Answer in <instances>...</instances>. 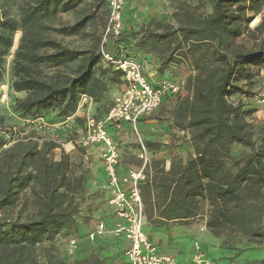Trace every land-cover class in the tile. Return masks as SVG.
<instances>
[{"label": "trees", "instance_id": "trees-1", "mask_svg": "<svg viewBox=\"0 0 264 264\" xmlns=\"http://www.w3.org/2000/svg\"><path fill=\"white\" fill-rule=\"evenodd\" d=\"M8 1L0 0V60L13 46L12 34L21 29L13 89L29 92L18 102L17 113L34 120L54 111L63 123L87 95L102 104L105 117L111 108L110 93L123 85V75L103 62L101 37L95 47L78 51L42 34L44 20L58 9H75L83 0H42L25 9L19 22L10 17ZM172 4L173 22L151 20L132 34L124 29L119 41L128 57L137 59L127 51L134 41L139 50L154 55L161 61L160 72L183 64L192 71L184 86L190 98L180 99L172 123L188 133L194 155L186 162L175 158L169 171L155 164L140 185L145 219L156 227L161 221L206 216L207 230L214 237L241 235L264 253V139H254L242 100H231L251 96L244 86L252 85L264 69V24L250 28L264 10V0H197L196 5L172 0ZM85 21L69 32L56 31L79 33ZM246 36L258 41L253 49L237 43ZM43 50L47 53L41 54ZM73 63H77L73 74H62L58 82L40 78L35 70ZM77 123L85 129L84 119L76 118L73 128ZM7 144L0 137V264H129L124 251L105 253L99 241L84 244L88 230L79 222L81 210L88 204V223L109 204L104 185L88 191L89 168L65 153L56 161L53 151L58 146L51 141L39 144L30 136L5 149ZM237 146L248 152L233 161ZM15 209L18 212L11 215ZM72 238L78 239L79 247L70 260L61 255L57 243ZM259 264H264V255Z\"/></svg>", "mask_w": 264, "mask_h": 264}, {"label": "rangeland", "instance_id": "rangeland-1", "mask_svg": "<svg viewBox=\"0 0 264 264\" xmlns=\"http://www.w3.org/2000/svg\"><path fill=\"white\" fill-rule=\"evenodd\" d=\"M41 1L42 0H9L10 17L19 22L22 12L25 9L36 6ZM190 2L194 5L197 4V0H190ZM207 2L208 0H205V3ZM207 6L206 11L208 12L210 7L209 5ZM173 12L172 0H131L126 8L125 31L127 34L136 33L142 26L150 24L151 20L173 22ZM106 14V0H83L75 9L67 12L58 9L54 15L44 20L46 29L42 30V34L45 37L62 43L70 49L87 51L95 47L99 38L102 36L107 17ZM257 18L259 21L256 24H251L250 28H255L262 22L264 24V15H259ZM82 19L86 20L85 26L79 33L69 35L56 31L65 29L66 32H69L71 26L77 24ZM23 36L24 32L21 29L12 34L13 46L8 54L0 60V71L2 73L0 80V130L4 133V135L0 134V137L3 136L8 141L5 149L11 147L18 139H27L33 136L39 141V144L51 141L58 146L53 151L54 159L59 161L63 153L69 154L76 164L82 163L86 168L98 172L101 168L100 166L103 164V158L99 159V154L101 152L98 148L95 147L87 150L77 146L71 148L70 146V142L76 140L84 131L82 128L83 123H77L76 128H73V126L67 127L59 123V120L56 118L57 112L54 111L43 114L42 117L34 120L24 119L17 113L16 106L18 102L26 99L29 95L27 91L18 92L13 89V83L17 78L16 76H18L14 65L15 55L20 47ZM237 43L242 44L245 49H253L258 41L255 42L250 36H246ZM129 44L127 45V51L140 60V62L151 65L153 60H155L154 65L160 66L161 61L154 55L139 50L135 46V41L131 43V46ZM40 53L45 54L47 51L43 50ZM76 66L77 63L59 69L40 66L35 70H38L37 75L40 78L50 82H58L62 74L72 75ZM170 67L175 68L170 74L175 77H181L180 80L188 79L187 74L192 72L186 64L180 66L171 65ZM169 69L167 68L163 72L165 73V71L167 72ZM240 84L243 86L245 85V83L241 81L239 82V85ZM244 87L248 89L251 94V96H245L246 99L242 102L249 111L247 121L252 126L254 139L260 142L264 139V112H262L264 110H258V108H256L257 105L255 106L250 99H254V95H264V69L259 77L255 78L252 85H245ZM118 91L119 88H115L114 91H112L107 104H110V106L113 105L112 101H114L115 97L118 95ZM113 92L115 94H113ZM184 92L187 91L184 90ZM183 96V98H190L189 93L183 94ZM240 98V96H235L231 100L237 103ZM102 114L103 112H101V115ZM247 152L248 150L245 148L239 146L235 147L233 161H236ZM88 154H91V156ZM101 154L103 155L104 152ZM18 209L13 210L10 214L16 215ZM217 239L220 241V245L216 248V250H218V252H216L218 254L215 258L216 264H259L264 255L262 247L260 248L254 244L252 240L244 238L241 235H225ZM89 243L90 242L87 240L84 244L88 245ZM57 246L61 255L65 257L69 256V259L70 257L73 258L74 254L78 251L77 249L75 252H72L69 248V240L66 239L59 240ZM67 262L72 264L70 261ZM119 264L122 263L119 261Z\"/></svg>", "mask_w": 264, "mask_h": 264}, {"label": "built area", "instance_id": "built-area-1", "mask_svg": "<svg viewBox=\"0 0 264 264\" xmlns=\"http://www.w3.org/2000/svg\"><path fill=\"white\" fill-rule=\"evenodd\" d=\"M130 2L131 0H107V20L100 44L103 62L122 73L124 89L114 99L105 117L101 119L94 116L84 117V131L76 140L70 142L71 148L103 147V167L108 180L107 188L113 192L109 205L113 208L117 222L109 226L104 221H98L86 237L92 244L108 234L124 239L127 242L124 256L129 264H177L171 256L159 253L157 246L150 241L144 229L146 219L140 185L145 179L151 158L140 134L139 123L142 118L158 110L166 97L178 95L182 88L177 82L167 78L160 79L155 85L150 83L141 62L128 57L122 51L119 41L125 29L126 8ZM263 15L264 10L260 16ZM111 47L119 49L111 52ZM253 97L258 98L257 101L264 110V95ZM93 103L92 98L82 95L75 115L62 124L67 127L72 126L80 110ZM122 123L130 125L136 137L139 145L138 157L141 161L138 169L129 171L123 177L118 172L120 151L108 130L109 126L119 129ZM0 134L4 135L1 130ZM78 247V239L69 240V248L72 252ZM193 264H213L199 241L193 243Z\"/></svg>", "mask_w": 264, "mask_h": 264}, {"label": "crops", "instance_id": "crops-1", "mask_svg": "<svg viewBox=\"0 0 264 264\" xmlns=\"http://www.w3.org/2000/svg\"><path fill=\"white\" fill-rule=\"evenodd\" d=\"M141 64L150 83L155 85L160 79L167 78L179 83L182 88L178 95L166 97L158 110L142 118L139 123L140 134L148 148L151 158V163L145 173L146 178L148 174L151 175L153 173V167L155 164H161V168L165 171H169L172 160L177 158L186 162L190 156L194 155V150L190 146L189 137L187 136L188 133H184V131L176 129L172 123V113L177 108L180 99H183V94H188V92H184V84L187 79H184L185 81L180 80L181 77H175L170 74L175 69L174 67H170V69L168 68L169 70L167 72L165 71V73L160 72V66L154 65L155 60H153L151 65L143 64L142 62ZM191 74L192 72L187 74V77ZM123 89L124 85H121L119 87L118 95L123 91ZM111 94L112 92L110 95ZM113 94L115 93L113 92ZM255 98L250 99V101L255 106L257 105L256 108H258V110H263V107L259 105L257 101V97ZM245 99V96L240 98L242 102ZM103 102H105V99ZM101 105L102 104L93 103L92 105L86 106L83 110H80L77 114V118L84 119L86 116H99V118L103 117L101 112H104L105 109ZM108 130L120 151L118 172L119 175L123 177L127 175L129 171L138 169L141 166V161L138 157V141L132 133L130 125L126 123H122L119 129L114 126H109ZM96 148H98L101 153L104 152L102 146ZM88 149L90 148H87V150ZM101 153L99 154V159L103 158ZM88 155L91 156V154ZM100 167V174L99 171L96 172V170H91L88 191L96 192L102 185L107 188L108 180L103 164ZM144 180L141 182V185L144 183ZM107 190L106 198L110 201L113 192L108 188ZM88 208V204H86V207L81 210L82 216L79 218L81 225L84 226L85 229L87 228V233L95 228L98 221H104L109 226H113L117 222L114 216L113 208L108 204L104 207L103 214L92 216L93 218L91 217V220L86 223L85 217L88 216L86 212L88 211ZM206 220V216H203L187 221H161L160 225L156 227H153L145 220L144 229L150 241L157 246L159 253L171 256L175 259L177 264H193V243L195 241L200 242L202 249L210 257L212 263L216 264L215 258L218 254L216 253L218 252L216 248L220 245V241L207 230ZM98 241L103 242L105 253L112 251L114 253L117 251L118 253H121L127 247V242L124 239L116 238L109 234Z\"/></svg>", "mask_w": 264, "mask_h": 264}, {"label": "bare ground", "instance_id": "bare-ground-1", "mask_svg": "<svg viewBox=\"0 0 264 264\" xmlns=\"http://www.w3.org/2000/svg\"><path fill=\"white\" fill-rule=\"evenodd\" d=\"M259 21V19L257 18L252 24H256Z\"/></svg>", "mask_w": 264, "mask_h": 264}]
</instances>
